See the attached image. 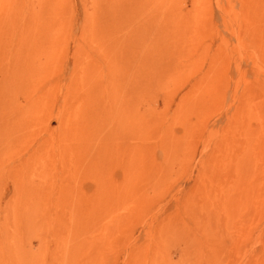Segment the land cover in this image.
I'll use <instances>...</instances> for the list:
<instances>
[{
	"label": "rangeland",
	"instance_id": "obj_1",
	"mask_svg": "<svg viewBox=\"0 0 264 264\" xmlns=\"http://www.w3.org/2000/svg\"><path fill=\"white\" fill-rule=\"evenodd\" d=\"M0 264H264V0H0Z\"/></svg>",
	"mask_w": 264,
	"mask_h": 264
}]
</instances>
